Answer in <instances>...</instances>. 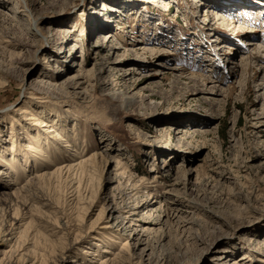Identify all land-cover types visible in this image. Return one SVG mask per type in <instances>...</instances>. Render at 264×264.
Listing matches in <instances>:
<instances>
[{"label":"rangeland","instance_id":"1","mask_svg":"<svg viewBox=\"0 0 264 264\" xmlns=\"http://www.w3.org/2000/svg\"><path fill=\"white\" fill-rule=\"evenodd\" d=\"M209 6L221 10V21ZM103 16L110 26L97 25ZM49 24L71 32L60 44L54 30L44 33ZM263 52L264 0H0V194L44 168L56 170L34 162L25 132L46 136L54 163H79L96 151L103 153L98 168L105 162L100 184L77 172L79 201L63 179L39 184L34 200L1 198L0 250L27 251L15 264L60 257L99 264L125 251L121 241L130 233L133 255L123 264H228L242 252L241 264H264ZM217 60L223 66L216 71ZM34 115L63 136L34 124ZM64 140L71 146L62 147ZM117 152L127 164L122 187L129 176L142 180L154 199L145 203L141 192L119 202L108 163ZM112 196L123 205L118 214ZM17 206L20 223L30 225L20 241L4 243L2 229ZM138 237L155 247L142 252Z\"/></svg>","mask_w":264,"mask_h":264},{"label":"bare ground","instance_id":"2","mask_svg":"<svg viewBox=\"0 0 264 264\" xmlns=\"http://www.w3.org/2000/svg\"><path fill=\"white\" fill-rule=\"evenodd\" d=\"M208 8H212V12H213V14H215L217 17H218V20H220L221 21V19H223L222 17V15H220L219 13H221V12H219V11H221V10H219L218 8H216V7H213V6H209ZM142 14V13H141ZM222 16V17H221ZM98 17V16H97ZM96 17V23H97V25L98 26H100V27H103V26H105V27H107V26H110L109 25V18L108 17H99V18H97ZM222 22H224V21H222ZM231 22H233V19L230 17V20L229 21H227V24H229V23H231ZM53 28H55V29H53ZM53 28H51V26H50V24H49V26H48V28L46 29V31L44 32V33H47L49 30L51 31V30H54V32H52V34H51V36H60V44H61V42H63V39L64 38H66V37H68L69 36V33L71 32V30H69L65 25H56V26H53ZM49 31V32H50ZM111 31H108V32H105L104 34H109ZM120 38H123L124 36L121 34V32L119 33V32H117L116 33ZM109 37H111V35H109ZM124 39V38H123ZM226 39V38H225ZM225 39L223 40V42H222V47H226V48H229V44H227V42L225 41ZM248 44L249 45H252V44H254L251 40H249L248 41ZM159 48V47H158ZM58 49V50H57ZM56 50V52L58 53V51L61 49V46H59V48H57ZM161 49V48H160ZM56 53V54H57ZM264 53V52H263ZM200 55V54H199ZM262 56V54L261 55H254L253 57L254 58H260ZM56 58H59L60 56L59 55H56L55 56ZM253 57H250V58H247L246 60H249L250 62H252V59H253ZM53 59V58H52ZM211 59H213V57L211 56ZM48 60H50V58L48 59ZM54 60V59H53ZM245 60V59H244ZM243 60V61H244ZM257 60V59H256ZM212 63V62H211ZM222 63L220 62V61H214V63H213V65H214V70H219V69H221V67L223 66V65H221ZM58 67V66H57ZM176 69L178 68V67H175ZM88 76V75H87ZM40 82H43L42 80H40ZM44 82H46V80L44 81ZM104 81H102V82H99V80H97V83H99V84H101V83H103ZM70 83V82H69ZM73 84H75V81L72 83V85ZM67 86H68V83L66 84ZM111 85H112V89L114 88L113 86H116L117 85V82H114V81H112L111 82ZM47 87V89H58L56 86H55V84L53 85V84H48V85H46ZM130 99H126V102H129L130 103ZM128 104V103H127ZM23 113H24V115L25 114H27V113H29V115L31 114V112L29 111V109L28 108H24V111H23ZM27 117V116H26ZM29 118V117H28ZM33 120H34V124H38V125H40V124H44V126H46V125H48L49 124V121L47 120V119H43L42 117H37V116H33V118H32ZM48 127V132H52V136L55 138V137H57V136H59V137H62L63 135H61L62 133L61 132H58V130L57 129H53V128H51V127H53L51 124L50 125H48L47 126ZM26 134H27V136L28 137H30L31 139V142H29V144H27L29 147H28V149H30L32 152H34V162L35 161H39L40 163L42 162V163H44L45 165H48V164H54V166H57L55 169V171H50L49 172V170L47 169V168H44V169H42V171H40V172H36L35 174H34V176H32V180L30 181V182H27L24 186H21V187H19L18 186V188L16 187L12 192H2V194H0V199L1 198H3V199H6V201H7V198H9V197H18V196H22L23 198H25L26 200L28 199H36L37 197H36V194H37V192L41 189L40 187H39V184L41 185L42 183H45L46 184V182L48 183V182H50V183H54V182H57L58 184L60 183V182H58V180L59 179H63L65 182V184H66V187L64 186V188H66L67 189V191H69V192H67L68 193V196H69V193H72L71 195H75V193H78L79 195H78V201H79V197H80V190L82 189L83 190V188L82 187H80V181L79 182H76V174H77V172L78 171H80V177L79 178H84V177H86V179H87V181L89 180H91V179H93L94 178V180L95 181H98V184H100V180H101V176H102V171H103V168L105 167V162L104 161H102V166L100 167V168H98L99 167V164H100V162L101 161H99V158H101V157H103V153H99V152H92V155L91 156H88V158H85L84 156L82 157V155L81 156H79V159H80V162L79 163H75V162H70V165L68 164H65V162L64 163H59L58 162V164L57 163H54L55 161H54V158L56 157V153H53V154H50V152H51V150H52V148H51V146H47V145H45V144H43V140H45V141H47V139H46V136L43 138V140H41V139H38L37 137H39V136H37V137H35V134H33V133H28V132H25ZM63 139V138H62ZM63 142H65L64 143V145H62V147H64V148H67V147H69V146H71L70 145V143L68 142V140H64ZM47 143V142H46ZM61 147V146H60ZM54 148H56V149H54L53 150V152L55 151V152H57V154L58 155H60L63 151H65V150H62V149H60L59 147H54ZM74 150V152L75 153H77L78 151H76L75 149H73ZM106 150V149H105ZM64 153V152H63ZM78 154V153H77ZM123 153H121V152H117L116 154L114 153L113 154V156H111L110 157V159L108 160V163H110V166L112 167V171L111 172H114L113 174L115 175V176H113L111 179H113V181L115 180V181H117L118 182V185L117 186H119V187H121L120 189V191H118V193H119V196H116V197H118L120 200H119V202H121L122 201V199H123V197H125L126 195V197L127 198H131V197H134L135 199L137 198V196H140L139 195V193H141V192H144L143 193V196L144 195H146L147 196V198L145 197V203L147 202V201H150L152 198H153V196H154V192L152 191L153 189H152V187H149V186H145L144 185V182L142 181V180H139V181H134V182H131L130 181V179L132 178V177H128L127 178V180H126V183H125V185H123V187H122V184H121V181H122V179L124 178V173H125V169L127 168V164H126V161H124V157H123V155H122ZM59 157V156H58ZM32 158V157H31ZM84 158V159H83ZM61 159V158H60ZM28 160V159H27ZM59 160V159H58ZM30 161V160H29ZM76 161V160H75ZM128 163V162H127ZM150 169H153V166H151V168ZM155 169V168H154ZM157 169V168H156ZM41 170V169H40ZM155 171V170H154ZM156 175V174H155ZM34 178V179H33ZM62 180V181H63ZM80 180V179H79ZM82 180V179H81ZM110 179H108L107 178V180H106V182H108ZM133 180V179H132ZM61 181V182H62ZM141 181V182H140ZM35 182H36V184H35ZM122 183H123V181H122ZM10 184H12V182L10 183ZM62 184V186L64 185L63 183H61ZM77 184V185H76ZM76 185V186H75ZM96 185V184H95ZM82 186V185H81ZM79 187L81 188L80 190H79ZM119 187H117V189H119ZM157 187V186H156ZM63 188V187H62ZM142 189H145V190H143L142 191ZM115 190V189H114ZM124 190V192L122 193L121 191H123ZM92 191V190H91ZM39 193V192H38ZM83 192H81V194H82ZM129 193H131V194H129ZM115 194V193H114ZM67 195V194H66ZM152 195V196H151ZM150 196V198H148ZM141 197V196H140ZM77 198V197H76ZM112 198V200H113V202L116 204V206H115V208H113L112 210H113V212L114 213H119V211H121L122 210V208H123V205H119V202L118 201H116V199H115V201H114V197L112 196L111 197ZM154 199V198H153ZM76 200V201H77ZM16 201V200H15ZM135 200L133 199V202H134ZM11 202V201H10ZM27 202V201H26ZM132 202V201H131ZM9 203V202H8ZM15 203V202H14ZM75 203H77V202H75ZM13 204V203H12ZM44 205H49V203H43ZM141 203H139V201H135L134 202V205H133V207H132V209H136V208H139L141 205H140ZM6 205H8V204H6ZM10 205H11V203H9V210H10ZM25 205V204H24ZM132 205V204H131ZM131 205L129 206V209L131 208ZM20 208V207H19ZM19 208H18V206L16 207V208H14V210H12V215H10L11 217L10 218H13L12 220H10V223H9V220H7L6 221V225L4 226V230L2 229V237H3V239L2 240H4L3 242L5 243V241L6 242H8V241H10L11 240V238L13 237V238H15V243H16V241H20V239H21V236L22 235H24V233H26L25 231H27L28 230V225H30L29 223V221H26V222H24V223H20V221H21V219H19L20 218V216H19ZM131 209V210H132ZM134 211V210H133ZM148 211V210H147ZM155 211V210H154ZM113 212H111V216L113 215ZM144 213V212H143ZM127 213H125V215L123 216V218H126L127 217ZM18 216H19V218H18ZM152 216V213H148L145 217H141L139 220H147L148 221V219L150 218ZM40 217V219L42 218L41 216H39ZM113 217V216H112ZM161 214H158L157 216H156V218H155V222H160L161 221ZM114 218H116V219H118V218H120V215H114ZM120 220V219H119ZM116 221V224L114 225V227H115V230H117L119 227V223H122V221ZM168 220V219H167ZM167 220H165V221H167ZM150 221H153V220H150ZM169 221V220H168ZM5 222V221H4ZM182 222V221H181ZM63 224H65V223H63ZM2 225V224H1ZM124 226V225H123ZM121 227L120 229H122L123 231H126L127 230V227ZM146 228V227H145ZM145 228H142V229H145ZM30 229V228H29ZM32 229V228H31ZM33 230V229H32ZM31 230V231H32ZM30 231V233L32 234V232ZM1 232V231H0ZM28 233V232H27ZM116 233H117V231H116ZM29 234V233H28ZM123 234H125V233H123ZM27 235V234H26ZM35 235V234H34ZM38 236V235H37ZM130 236V233H127L126 234V238L125 239H122V241H121V243H122V245H124V246H126V249H125V251H122L121 253H115L114 251L112 252V251H110L109 249H107V251L109 252V253H111L112 252V255H114V254H118L117 255V257L116 258H110V257H108V256H105V257H99L98 258V261H99V264H123V262H125V261H128L129 259H131V257H132V255H133V253H131L130 251H129V249H128V242H127V238ZM31 237V236H30ZM29 237V238H30ZM43 237H44V235H43ZM12 238V239H13ZM23 238H25L24 236H23ZM22 238V239H23ZM28 238V237H27ZM26 238V239H27ZM46 239H47V237H45ZM45 239V240H46ZM50 239V238H49ZM146 239H149V238H146V237H144V238H141V237H138L137 238V240H138V242H140V244H144V247L143 248H141V250H142V252H145V249H153L155 246L152 244V243H149V242H146ZM29 240V239H28ZM251 240V239H250ZM27 242V241H26ZM52 242V241H51ZM50 242V243H51ZM117 242V241H116ZM48 243H49V240H48ZM49 243V244H50ZM54 244V243H53ZM261 244H263V242H261L260 244H259V246L261 247ZM12 245V244H11ZM63 245V244H62ZM49 246V245H48ZM53 247H54V245H52ZM57 246V245H56ZM10 248L7 250V249H3V250H0V264H15V262L16 263H19V261H20V259H24V257H23V255L25 254V252H27V251H25V252H23V253H20L19 252V250H18V252H15V246H9ZM44 250H48L47 248L46 249H44ZM164 250V249H163ZM91 251V250H90ZM95 251H97V250H92V254L93 253H95ZM45 252V251H44ZM44 252H42V253H44ZM85 253H88L89 251L88 250H86V251H84ZM89 253H91V252H89ZM168 253V252H167ZM26 255V254H25ZM45 255H47V254H45ZM144 255H146V254H144ZM27 256V255H26ZM95 256H97V254L95 253ZM245 252H242L241 253V255L240 256H238V257H235V258H233L230 262L231 263H228V264H241V259L242 258H247L248 256H245ZM28 257V256H27ZM46 257V256H45ZM47 257H48V255H47ZM26 258V257H25ZM44 258V257H43ZM58 258V257H57ZM61 258V257H60ZM60 258H58V259H55V262H54V264H56V262H57V264H64L61 260H60ZM141 258V257H140ZM139 258V259H140ZM34 260H35V258H33ZM238 259V260H237ZM33 260V261H34ZM144 260V259H143ZM33 261L32 262H30L29 264H34V263H36V262H34L33 263ZM36 261V260H35ZM42 261V260H41ZM51 261V260H50ZM53 262H52V264H53ZM73 264V263H72ZM138 264H139V261H138ZM142 264V263H141Z\"/></svg>","mask_w":264,"mask_h":264}]
</instances>
